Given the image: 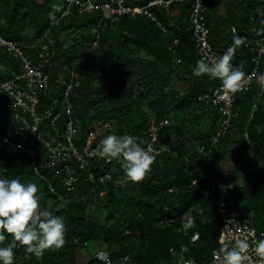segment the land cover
I'll use <instances>...</instances> for the list:
<instances>
[{
  "label": "trees",
  "instance_id": "obj_1",
  "mask_svg": "<svg viewBox=\"0 0 264 264\" xmlns=\"http://www.w3.org/2000/svg\"><path fill=\"white\" fill-rule=\"evenodd\" d=\"M57 1L62 0H0V38L15 44V48H11L0 39V175L19 176L23 182L36 183L38 190L45 183V192L37 194L39 206L44 208L49 198L55 199V205L62 202L64 206L55 215H62L66 226L62 247L46 249L37 256L27 253L25 246L18 244L14 249V264H103L95 257L96 252L78 261L81 249L89 243H97V250L106 249L116 260L126 258L131 264L174 262L180 247L188 242L187 231L200 233V240L191 246L187 257L199 262L210 261L220 246L219 226L223 220L213 198L199 192L191 182L195 178L205 182L212 168L219 174L224 171L219 162L224 159V147L234 126L243 134L236 165L228 170V181L234 184V203L237 211L241 209L242 215L264 232V88L261 90L259 84H255L252 90L238 95L237 115L229 132L216 143L217 149L212 146L211 138L219 127L220 114L214 112L210 132L197 127L203 114L194 121L188 119V111L203 104L198 97L220 82L207 75L195 76L192 71L200 59L188 21L193 0L150 6L153 15L122 14L100 29L99 45L93 44L91 34L84 33L75 37L68 47L60 38L62 34L96 26L102 11L80 12L78 5L63 0V7L68 5L69 11L62 15V11L55 9ZM148 1L125 0V3L144 5ZM206 2L210 40L222 53L232 43L233 26L242 38L258 36L260 28H264V0ZM176 12L178 15L174 16ZM29 27H32L31 32L27 31ZM46 33L54 39V45H25ZM16 48L29 60L33 70L40 67L41 75H36L32 85L30 77L25 75V61ZM69 52L74 56H69ZM53 60L57 65L51 68ZM232 62L243 65L244 70L254 67L251 52L244 42L237 47ZM117 63L113 72L107 71ZM263 69L264 54L259 71ZM191 74L195 76L192 79ZM44 75L47 76L46 86L39 81ZM173 76L190 81L184 93L175 90ZM5 81L14 82L15 92L37 95L36 114L32 113L28 99L25 98L28 108L16 104L10 92L1 87ZM66 97L71 104V116L66 110L60 112L59 104ZM70 117L76 128L72 141L82 153L96 144L98 138L92 136L97 124L100 127L108 124L103 136L129 133L146 147L151 123L170 118V125L159 129V140L154 141L153 146L160 149L166 144L177 154L168 150L151 152L155 160L140 181L127 178L121 162L116 159L108 161L94 155L87 157L83 166L69 147L67 123ZM32 125H36L34 133L30 130ZM196 127V133L191 134ZM180 136L184 140L179 139ZM188 140L210 146L211 155L191 153L193 147L186 142ZM51 146L62 147L58 157H52ZM70 169L78 180L68 189L65 177L60 175L66 176ZM241 171L250 177L242 188L237 181ZM60 179L63 190L57 187ZM123 180L124 185L117 184ZM93 183L96 189H105L104 222L88 216L86 207L77 201L63 202L60 198L65 192L72 197L75 191L83 192ZM169 188L175 191L168 192ZM133 192L137 196L131 195ZM95 193L87 194L88 198L93 200ZM133 203L134 210L131 209ZM122 218L131 220L126 229L120 224ZM188 222L190 226L183 227ZM134 224L140 228L139 235L133 232ZM11 240V234L5 233L0 246H6ZM171 248L176 250L171 251Z\"/></svg>",
  "mask_w": 264,
  "mask_h": 264
},
{
  "label": "built area",
  "instance_id": "obj_2",
  "mask_svg": "<svg viewBox=\"0 0 264 264\" xmlns=\"http://www.w3.org/2000/svg\"><path fill=\"white\" fill-rule=\"evenodd\" d=\"M184 0H149L147 4L144 5H133V4H126L125 0H69L70 3L78 5V10L81 12H91L95 10L102 11V18H100L101 22L108 25V23H112L117 19L120 15L125 13H130L131 15H153L150 10V6L153 5H164L169 6L173 2H183ZM229 1V0H225ZM206 9H207V2L206 0H193L192 2V9L189 13V29L193 33L195 48L197 50L199 58H203L208 61H212L218 58L223 53L216 49L211 40H210V30L206 20ZM264 17V14H262ZM254 20L253 17H251ZM101 23V24H102ZM233 26V30H234ZM3 43H6L11 46V48H15V45L12 42L6 41L3 38H0ZM178 40H175L177 43ZM243 42L245 47L249 49L252 56V61L255 63L254 67L251 70H244L246 73L245 79L243 80L241 87L237 89L235 92L226 91L222 88L221 82H219L215 87H213L209 92L202 93L198 100L201 101L205 106L210 107L214 111L220 114V123L216 133L211 138L212 146H216V143L226 135L229 130L231 129L233 119L237 115L236 112V104L238 100V95L244 94L249 90H252L255 84H259L256 79V75L259 73H264V69L262 72L259 71L260 67V60L262 55L264 54V28L261 27L259 30V35H252V36H244ZM17 52L21 54L23 60L25 61V68L27 69V76L30 77V85L32 82L36 81V75H41L40 67L36 69H32L29 60L24 57L23 53L16 48ZM178 62H181V58L177 59ZM232 62V61H231ZM233 63V62H232ZM234 64V63H233ZM235 65V64H234ZM31 71L29 75L28 71ZM35 72V73H32ZM73 73V71H72ZM24 76V75H23ZM42 77V76H41ZM34 79V80H32ZM39 81L44 83L45 86L47 85V76L44 75L43 78H40ZM14 82L13 81H5L2 83L1 87L5 88L9 91L10 95H12L15 100L16 104L22 105L28 108L26 99L31 103V110L33 114L35 113L34 106L38 101L37 95L35 93H18L13 90ZM260 89L263 90L260 84ZM71 88V85L68 87V91ZM67 91V92H68ZM66 92V94H67ZM22 97L21 99L18 97L19 95ZM67 96V95H66ZM26 98V99H25ZM258 98V97H257ZM67 99V106L66 111L71 116V104L68 102ZM59 115V114H58ZM57 115V116H58ZM16 116H19L16 114ZM55 116V117H57ZM37 120L36 118L34 119ZM171 123L170 118H164L163 120L156 122L153 121L149 128L150 140L146 139L145 143L147 146L145 147L146 150L150 152L160 153L164 150H168L173 154H177L175 150H170L169 146L166 144L163 145L160 149H156L153 146L154 141L159 140V129L162 126H168ZM67 131H68V140H69V147L75 153L76 157L81 160L82 165L86 163L87 157H91L94 155H99L97 152V146L99 145L100 141L104 136L99 137L96 140V144L93 145L91 148H88L85 153L79 152L72 141V135L76 132V128L73 124V119L70 117V120L67 123ZM34 128V129H33ZM36 129V125H32L31 132L34 133ZM39 138V137H37ZM96 138V137H95ZM179 139L184 140L183 137H179ZM188 144L192 145L191 153H197L199 155L209 156L212 153V148L206 146L200 142H193L191 140L186 141ZM50 145L49 143H47ZM18 146L22 147L21 144ZM62 147H50L51 155L53 158L59 156ZM33 153L32 150H29ZM108 161H111L107 159ZM113 160V159H112ZM84 166V165H83ZM69 169V168H68ZM70 171V170H68ZM228 171L224 170L221 174H219L214 168L208 170L206 174L205 182L199 181L197 178L192 180V184L197 188V190L207 196H210L215 201L217 209L219 211L220 217L223 220V223L219 226V248L215 251L217 253L215 264H222L221 262V255L219 249L221 248V239L220 237L223 236V243L231 246L234 244L235 239L237 238H247L249 243L251 244L252 240H258L262 236H264V232H260L253 224L251 223L250 219L246 216L237 215L236 206L234 203V184L228 181ZM78 177L68 173V177L65 179V183L68 184V189L74 187V184L77 182ZM91 180H94L93 175H91ZM202 184V185H200ZM174 188H169L168 192H174ZM185 236L188 238V242L183 244L180 249L178 250V259L174 262H157L155 264H187V261L191 260L194 264H213V255L210 261L208 262H199L194 259H190L187 257V253L190 251V248L193 244L200 240V233L195 232H185ZM175 248H171V251H175ZM249 260L247 264H264L260 260L259 257L255 255V253L250 249L248 252ZM95 257L98 261L102 262L103 264H121L120 260H116L113 258L111 253L106 249H99L97 250ZM125 260H127L125 258Z\"/></svg>",
  "mask_w": 264,
  "mask_h": 264
},
{
  "label": "clouds",
  "instance_id": "obj_3",
  "mask_svg": "<svg viewBox=\"0 0 264 264\" xmlns=\"http://www.w3.org/2000/svg\"><path fill=\"white\" fill-rule=\"evenodd\" d=\"M242 43L243 38L233 30L232 43L224 53L212 61L203 58L197 60L192 69L193 74L218 79L224 90L235 92L246 76L243 65L231 62L237 47ZM256 79L264 87V73L257 74ZM97 152L106 159L120 161L125 176L132 181L142 180L155 160V156L129 133L104 136L97 146ZM37 192L38 186L34 182H23L19 176L7 178L0 175V241L5 239V233L12 237L10 243L0 246V264H14V249L18 244L25 246L27 253L37 256L46 249L64 245L66 226L63 217L46 209L41 210ZM189 226L190 222L183 225L185 228ZM220 239L222 264H247L250 249L264 262V236L252 240L251 244L246 237L237 238L231 246L223 243V236ZM216 256L214 252L213 264ZM187 264L194 262L189 260Z\"/></svg>",
  "mask_w": 264,
  "mask_h": 264
},
{
  "label": "rangeland",
  "instance_id": "obj_4",
  "mask_svg": "<svg viewBox=\"0 0 264 264\" xmlns=\"http://www.w3.org/2000/svg\"><path fill=\"white\" fill-rule=\"evenodd\" d=\"M55 5H56L55 9H58V11H62V15L68 13L69 7H68V5H67V8H65V6L63 7V5H64L63 0L57 1ZM175 15H178L177 12H176V14H174V16ZM101 23H102L101 20H99L98 24L92 28L80 29L78 31L77 30L66 31L62 34V36L60 38H61V40L65 41V47H68L70 44L74 43L75 37H78L81 34L86 33V34H91L92 38L94 39V43H93L94 45H99V42H100L99 40H100V37L102 36V31L100 29L106 27L105 23H102V24ZM27 31L31 32L32 27H29ZM47 38H49V39H47ZM54 43H55V41L51 37V35L46 33L41 38L31 39L29 42H26L25 45L30 46V47H35L37 45H44V46L45 45H51L52 46V45H54ZM68 55L72 56V57L74 56L72 52H69ZM50 65L52 68V67H55L57 65V63L55 62V60H53V61H51ZM117 66H118V63L113 64L112 66H109L107 71L113 72V69ZM72 71H73V69H72ZM28 72H29V75H31L30 74L31 71L29 70ZM32 73H35V72H32ZM26 74L28 75V73H26ZM189 77H190V79H192V77L194 78L195 76H192V74H191V75H189ZM172 79H173L172 84L175 87V90L180 92V93H184L185 90L190 85V81H184V80H181L180 78L175 77V76H173ZM32 80H34V79H32ZM23 93H28V92L24 91ZM18 97L21 99V102L23 103L24 101H22L23 100L21 98L22 96L19 95ZM66 102H67V99L63 100L62 103L59 104L60 108H61L60 112H63L65 110V108L67 106ZM12 103H13V101H12ZM111 105L112 104H110V102H109V106H111ZM214 112L215 111L209 110L204 104H202V105H198L194 111H192V112L188 111L187 116H188V119L191 118L194 121V119L196 117L203 114L204 118H202L199 121V124L197 127H198V129H203L206 132H210L211 130L209 129V127L212 123V118H213ZM107 125L108 124L100 127V124H97L96 126H94L95 129H94V134H93L92 138L93 137L99 138V137L103 136L107 131ZM197 127L194 129V132H192L191 134L196 133ZM230 135H231V136H229L230 140H228V144H226V146L224 147V151H226L225 155H224V159L222 158L219 162L221 165L220 168H222L226 171L231 170L235 167V165H236V160H235L236 159V153L238 151V148H240L239 146H241L240 142H241L242 137H243L242 136L243 134L238 130L237 126H234ZM217 146L218 145L215 146L216 149H217ZM214 157L216 158L219 156L215 155ZM70 171L73 172V169H70ZM70 171H69V173H70ZM60 177L61 178L65 177V179H66V177H68V173L66 176L61 174ZM249 179H250V177L247 175V173L241 171L239 173L238 178H237L239 187H241V188L245 187L248 184ZM61 182H62L61 179L58 180L57 187L58 188L60 187L63 190L64 187L62 188L63 183H61ZM93 184L94 185H92V187L90 186L89 188L86 187L85 189H83L82 190L83 192H80V191L76 192L75 191L74 194L72 195V197L71 196L68 197L67 193L65 191H63V192H65V195H61L60 198L62 199L61 201L64 200L63 202H68L72 199L74 201H77L78 203H80V205L86 207V214L88 216H91V217L97 219L98 221L104 222V220H105L104 217H105L106 211L103 208V206H104L103 197L105 195V193H104L105 189L104 188L101 189L100 187L99 188L97 187V189H96V187H95L96 184L95 183H93ZM117 184L124 185L125 180L117 181ZM58 188L54 187V189H56L57 191H58ZM45 189H46V184L45 183L41 184L39 186V190H38L37 194L44 193ZM96 191H97L99 196H97V193H95ZM91 192H94L96 194L95 196H93V200H90L87 196V194L89 195ZM132 194L137 196V194L134 192L131 193V195ZM134 204L135 203H133L131 206L132 210H134ZM62 206H64V204L62 202L59 203L58 205L57 204L55 205V199L49 198L47 200L44 208H42L41 206H39V207H41L40 208L41 210L46 209L55 215L56 211L61 209ZM242 214H243V211L241 209H238L237 215H242ZM120 224L123 227V229H126L131 224V220L129 218L128 219L122 218ZM133 229H134L133 232L135 234H137V235L140 234V228L136 224L133 225ZM96 244L97 243H89L87 246L82 248L81 249L82 254H80L81 257L78 259V261L86 260L87 258L92 257L93 254H95V252H97V249H98V247L95 248ZM121 264H131V263H130V260H128V261L122 260Z\"/></svg>",
  "mask_w": 264,
  "mask_h": 264
},
{
  "label": "water",
  "instance_id": "obj_5",
  "mask_svg": "<svg viewBox=\"0 0 264 264\" xmlns=\"http://www.w3.org/2000/svg\"><path fill=\"white\" fill-rule=\"evenodd\" d=\"M257 100V99H256Z\"/></svg>",
  "mask_w": 264,
  "mask_h": 264
}]
</instances>
